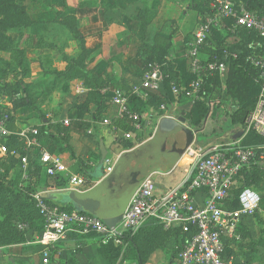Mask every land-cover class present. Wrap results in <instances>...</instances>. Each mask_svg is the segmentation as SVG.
<instances>
[{
    "label": "crops",
    "instance_id": "0c3cea01",
    "mask_svg": "<svg viewBox=\"0 0 264 264\" xmlns=\"http://www.w3.org/2000/svg\"><path fill=\"white\" fill-rule=\"evenodd\" d=\"M19 1L14 0L16 4L20 3ZM190 2L191 0H28L26 3L22 2L21 5L26 6V22L30 37L41 41V48L35 44L33 49L25 53H21L23 49L0 48V58H4L5 52L19 51L17 57L8 62L12 70L16 69L17 73H20L17 79H22L27 89L30 105L23 108L31 119L41 118L40 121L38 120V125L27 117L20 120L18 115L19 117L13 118L15 133H12L9 128L26 152V156L21 158L23 167L28 170L30 167L33 170L36 167L40 168L39 157L47 152L59 157L66 165L67 172L61 175L62 179L69 180L70 176L84 179L87 177V189L93 188L104 177V163L101 165L99 142H103L108 153L109 145L115 138L111 127L103 125L102 120L109 119L112 122L116 120L118 109L112 102L114 95L118 93L131 95L136 89L140 90L143 75L147 70L143 64V55L138 49L139 11L146 9L149 16L152 15L151 19L149 17L150 26L148 27L152 33L150 38L152 43L159 45L166 43L169 32H163L164 27H169L171 23L176 25L173 29L169 58L183 60L188 72V53L199 19L198 14L189 8ZM157 21L158 29L156 27L151 29L153 22ZM10 34L13 41L15 35L18 36V28L11 29ZM190 34L191 40L187 39ZM203 50H199V58L205 61L210 49H206L208 55ZM160 88L161 86L155 93L161 98ZM131 98L136 99L133 103L131 101V108L138 113H141L140 109L149 102L141 101L135 96ZM0 101L3 105L10 104L13 109L14 105L6 96L0 97ZM192 101L183 102L179 109L188 112ZM169 112L173 114L172 111ZM161 119H158L157 124ZM10 124L12 125V122ZM42 126L45 133L36 137L37 145L35 146H28L26 140L19 137L23 131L38 130ZM230 133L228 134L232 139L235 133ZM152 135L150 137L148 135L145 141L150 140ZM123 151L120 150L113 156L114 159ZM56 153L58 155H55ZM184 154L169 172L162 175L155 174V182L161 187L176 184L184 176L191 162V158ZM106 158H108L107 155ZM99 165L101 174L95 177L94 168ZM71 167L75 168L76 174L70 172ZM38 176L39 172L35 177ZM36 189L45 197L49 192L59 191L45 188L41 183ZM242 219L238 222L237 228L241 222L251 224L249 221L251 218ZM38 238L39 236L31 230L25 233L21 243L0 247V264H42L41 247L37 244ZM75 239L77 237L68 234L65 240L54 248L57 252L54 256L58 261L57 264L64 260L62 255L69 253L66 248L68 245L70 247ZM83 247H85L86 255L77 257L78 262L99 264L96 256L89 257L87 254V251L90 253L93 251L94 242L85 240ZM157 256L153 255V257ZM166 260L164 258L163 262ZM169 262L167 264H177L176 259L175 262Z\"/></svg>",
    "mask_w": 264,
    "mask_h": 264
},
{
    "label": "built area",
    "instance_id": "2783aa9c",
    "mask_svg": "<svg viewBox=\"0 0 264 264\" xmlns=\"http://www.w3.org/2000/svg\"><path fill=\"white\" fill-rule=\"evenodd\" d=\"M214 14L205 18L197 26L193 42L188 53L189 73L194 77L184 89L180 90L175 83H171V92L175 96L196 100L202 85V75L212 76L215 73L223 75L225 64L219 61L203 63L199 58V50L215 27H219L220 20L232 19L234 29H244L257 33L264 38V15L256 16L243 6H235L229 0H213ZM250 63L259 70L260 93L253 110L244 120V127L235 129L230 134L242 130V135L232 140L230 135L185 153L191 162L184 176L170 187H161L148 176L135 190L121 221L114 227L108 228L100 219L76 211H62L58 207L45 201L42 193L31 195L38 214L44 221L43 230L37 240L41 247L42 263H48L49 252L58 243L65 240L68 234L78 236H93L96 244L106 246H121L123 237L130 235L142 224L155 222L164 229L182 228L190 234L186 242L176 248L177 264H231L225 257V241L230 239L237 228L238 222L244 217L252 215L259 206L261 197L251 188H244L237 194L238 208H229L232 191L237 186L240 172L255 159V151L260 147L245 145L243 141L250 133L264 138V54L258 58H250ZM164 75L158 64H149L143 75L140 90L136 89L131 95L116 94L112 102L118 109L114 122L130 124L132 130L122 132V139L126 142L127 151H131L146 142L148 122L141 113L131 108V97L147 102L162 100L155 93L159 89ZM157 97V98H154ZM160 98V99H158ZM162 115L159 118H173L163 104L159 105ZM11 105H3L0 101V161H5L8 155L15 151L8 149V139L14 136L9 130L11 121ZM114 122L103 119L102 124L113 128ZM65 124H67L65 122ZM38 131L29 129L19 134L26 140L28 146L37 145ZM138 137L139 143L134 139ZM228 139V140H227ZM106 158L104 161V176L111 173L115 161ZM45 175L49 178H63L67 172L66 165L57 156L42 153L39 157ZM26 178V177H25ZM86 179L70 176L67 189L83 193L88 191ZM19 225L18 229H25Z\"/></svg>",
    "mask_w": 264,
    "mask_h": 264
},
{
    "label": "trees",
    "instance_id": "16d2710c",
    "mask_svg": "<svg viewBox=\"0 0 264 264\" xmlns=\"http://www.w3.org/2000/svg\"><path fill=\"white\" fill-rule=\"evenodd\" d=\"M229 1L237 7L243 6L247 11L256 16L264 15V0ZM211 3H213V0H191L189 8L194 10L199 17L197 25H200L205 18L214 14ZM25 17V7L18 6L14 0H0V38L2 37L3 25L6 21H10V23H7L10 30L13 28L19 29ZM137 20L139 22L138 49L143 55V64L145 68L153 63L160 66L164 78L160 85L162 100H159V102L168 111L176 113L179 107L184 104L183 102H186L185 100L190 102V99L183 98L181 95H173L171 92V83H175L182 90L194 79L189 71L186 72L183 60L169 58L173 29L176 25L174 23L169 24L171 32L167 36L168 41L159 45L152 43L150 40L152 33L148 28L150 26L148 10H140ZM223 21L227 23L226 29L229 30L227 36L215 40L214 46L209 50L208 58L205 61L200 60L203 63L213 61L224 63L225 73L223 75L215 73L212 76L207 74L202 75V85L197 94V99L192 101L190 110L184 113L186 127L179 125L171 118H162L158 122L152 138L132 151L131 157L134 161L148 162L146 171L150 172L154 169L160 173L169 172L192 144L205 145L208 141L219 139L235 129L243 128L245 118L255 107L260 93V82L257 81L259 70L250 63L249 59L258 58L264 54V38H261L257 33L252 31L239 28L234 29L232 19H223ZM222 26L224 25L220 22L218 29H222ZM213 30L214 28L211 29L210 33ZM209 35L206 42L208 38L210 39ZM206 42L201 49L204 48ZM16 87L15 93L20 96L17 103H20L22 107L29 106L30 102H28L27 89L22 79L16 81ZM12 98L13 101L11 103L14 105L16 104L15 97ZM131 101L133 103L136 99L131 98ZM12 111L13 109L10 111V115ZM209 118L214 121L216 126L210 134L204 135L205 139L203 141L198 142L196 139L197 134H202L200 131L205 121ZM129 130H132L131 126L127 127V131ZM37 131L38 135L45 133L43 126ZM243 144L255 145L260 147V149L255 151V159L242 169L239 177L247 175L248 173L254 175L252 171L259 172L260 167L258 165L254 166V163L260 158L264 138L250 133L245 137ZM7 146L9 150L15 151V154L8 155L6 160L9 157L14 158L17 156L16 160L20 161L23 155V147L19 145L15 136L12 135L9 137ZM37 169L38 167L35 170ZM35 170L30 167L29 174L20 185L21 191L19 190L18 195H21L23 198L20 206L11 205L12 198H16V196L11 194V186H8V184H11V181L6 182L8 174L6 172H0V247L21 243L25 233L34 230L36 227L40 229V232L43 230L44 221L37 210L35 211L33 209L34 202L31 198V195L37 192L36 188L40 184V180L35 177ZM49 179H51V182L45 183V188L49 187L57 190L67 189V182L64 179ZM243 181V186L232 191V196L228 204L232 210L238 208L237 194L244 188H251L245 184L246 178ZM251 189L257 192L253 188ZM45 201L54 205L47 199ZM58 208L68 212L74 210L71 205ZM35 223L36 226H34ZM19 225H25L26 228L19 230ZM185 237L189 238L190 234ZM123 241L134 249L138 264H143L135 245V240L128 234L123 237ZM182 244L177 248L181 247ZM177 252L176 250L175 259ZM118 253L119 247L113 246L112 244L100 246L98 249L99 256L104 258L107 264H112L117 258ZM226 255L227 253L225 257Z\"/></svg>",
    "mask_w": 264,
    "mask_h": 264
},
{
    "label": "rangeland",
    "instance_id": "374dc122",
    "mask_svg": "<svg viewBox=\"0 0 264 264\" xmlns=\"http://www.w3.org/2000/svg\"><path fill=\"white\" fill-rule=\"evenodd\" d=\"M27 1L28 0H20L19 1L20 3H18L17 5L23 6L21 5V3L22 2L26 3ZM23 7L26 8V6ZM151 16H149L150 19ZM26 21L27 18L25 17L23 23L21 22L22 24L21 27H19L18 29V34H17L18 36L15 35L13 41L11 40L12 38L10 34V29H9V25L7 24L10 23V21L9 22L6 21L4 23L5 26L3 25V34L2 37L0 38V48L23 49V52L21 53H25L27 50L33 49L35 44L39 48H41L42 45L41 41H36L34 38L30 37V33H29L30 30ZM220 22H222V24L224 25L222 26L223 28L222 29L220 28L218 29V27L214 28V30L209 35L210 39L208 38V41L206 42V45L203 48L204 49L203 52H206V49H211L214 46L215 40L227 36L229 32V30L226 29L227 23H225V21L223 20H220ZM158 26H159L158 21L156 23L153 22L151 29H153L154 27L158 29ZM164 31H168L170 33L171 29L168 26H165L163 32ZM187 39L191 40L192 35L191 34L188 35ZM18 52H19L18 50H15L14 53H10L8 51L5 52L4 58H0V97L6 96V98H8V101H10V103L11 101H13L12 97H15V102H16V104H14L13 111L11 114L12 119L10 122H12V125L10 124L9 127L12 133H15L13 127V124L15 122L13 118L15 116L19 115L20 120H23L26 117L27 119H31L29 114L27 113V111H25V109L21 106V104L17 103L18 100L20 99V96L15 93L17 88L16 81L18 80L17 79L18 73L16 69L13 70L11 69L10 66L11 64L9 63L12 60V58L15 59L17 57ZM159 104H160L159 100H150L147 103V105H145L142 109H140V112L143 113L144 119L148 122L147 133L151 135L154 133L155 128L157 126V121L159 117L162 115V112L158 108ZM181 113H185V112L183 110L178 109L176 113L171 114L173 117L172 119L179 125L186 127V119L184 115L182 116L184 122L182 123L179 121V117L181 116ZM40 119L38 120L40 121ZM31 120L32 122H35L36 124L39 125L38 120H34V119ZM128 126H130V124L122 123L119 121L114 122V126L113 128H111V130L115 133L114 134L115 138L113 143L109 145L110 150L107 153V157L109 159L114 160L113 156H115L118 152H120V150H124L122 153L129 152L127 151L128 149L126 147V142L123 141L122 139V132H127ZM215 126L216 125L212 119L210 118L207 119L205 121L204 126L201 129L202 134L201 135L197 134L196 139L198 140V142L203 141L205 139L204 135L210 134L215 128ZM227 135H225L223 139H225ZM219 140L220 139L218 140L213 139L211 141H208L206 144L217 143V141ZM134 141L135 143H139L140 139L136 137ZM112 146L113 148H111ZM202 146L203 145H197L194 143L189 148L191 151H195L197 148ZM261 147H263V150L261 152L260 158L258 159V161L254 163V166L258 165L260 167L259 172L252 171L255 176L251 175L250 173L247 174L248 176L247 175L241 176L238 179L237 186L235 188V190H237L241 186H243L244 184L243 180L246 178L245 184L256 190L260 195L261 200L256 211L252 215L248 217H244V219L251 218L249 219L251 224L249 225L247 224V222L246 223L241 222L239 227L234 231L232 237L226 240L225 253H227L226 257L230 260L231 264H264V145H262ZM22 151H23L22 157H24V155L26 156V152L24 151V149ZM186 154L187 153H185L184 155ZM55 155L58 154L56 153ZM28 157L32 158V156H28ZM16 158L17 156L14 158L9 157L4 162L0 161V172H6L8 174L6 182L11 181V184H8V186L9 187L11 186L10 187L11 194L16 196V198H12L11 205L13 204L20 206L23 198L21 195H18V192L20 190L21 187L20 185L22 181L29 174V170L23 167L22 160L17 161ZM19 158H21V156H19ZM38 172H39V176L37 177V179L40 180L39 183L45 184L51 182V179L47 178L42 168L38 167V169L34 171L35 174H37ZM70 172L75 173V168L71 167ZM100 174H101V166L99 165L94 168V175L95 177H98ZM86 178L87 177H85V179ZM65 181L67 182L68 180L65 179ZM33 209L36 211L35 203L33 205ZM34 226H36V223L34 224ZM33 233H35L37 236H40L41 234L40 229L38 227L34 228ZM187 234L188 233L184 232L182 228L164 229L162 226H160L155 222H146L142 224L138 229H136L133 233H131L129 236L135 240V245L138 249L143 264H148V263L167 264L168 261H170L171 263L175 262L176 248L182 243L184 244L186 242L187 238L185 236H187ZM75 237H77V239L73 241L70 247H68L69 246L68 245L66 248L67 252L69 253L62 255L63 256L62 258L64 259L62 260L64 262L60 261L59 264H64V263L80 264V262H78L77 257L81 255L82 256L86 255L84 254L85 247H83L85 240H92L95 245L91 253L90 251H87L88 256L89 257L91 255H93L94 257L96 256L99 264H107L105 259L100 257L98 254L99 246L96 244L97 238L93 236L83 237L78 235H76ZM117 247H119V253L117 255V258L112 264H138L135 251L134 249H132V247H130L127 243H124V241L121 246H117ZM55 251L56 250L52 249L49 252L50 254L48 256L47 264H57L58 261H56V259L54 258V256L57 253ZM154 254L158 256L153 257ZM164 258L167 260L163 262Z\"/></svg>",
    "mask_w": 264,
    "mask_h": 264
},
{
    "label": "water",
    "instance_id": "95a60500",
    "mask_svg": "<svg viewBox=\"0 0 264 264\" xmlns=\"http://www.w3.org/2000/svg\"><path fill=\"white\" fill-rule=\"evenodd\" d=\"M183 115L184 113H181L179 117L182 123ZM241 135L242 130L237 131L232 135V140ZM132 151L122 153L115 161L111 173L104 176L90 190L83 193L65 189L49 192L46 194V199L58 207L71 205L74 211L94 216L108 228H114L121 221L123 211L137 187L148 176L160 173L154 169L150 172L146 171L148 162L134 161L131 157ZM99 152L103 164L107 153L102 141L99 142Z\"/></svg>",
    "mask_w": 264,
    "mask_h": 264
},
{
    "label": "bare ground",
    "instance_id": "6f19581e",
    "mask_svg": "<svg viewBox=\"0 0 264 264\" xmlns=\"http://www.w3.org/2000/svg\"><path fill=\"white\" fill-rule=\"evenodd\" d=\"M188 157H189V156H188ZM154 176H155V175H153V176L151 177V179L155 182V180H154ZM155 183H156V182H155Z\"/></svg>",
    "mask_w": 264,
    "mask_h": 264
}]
</instances>
